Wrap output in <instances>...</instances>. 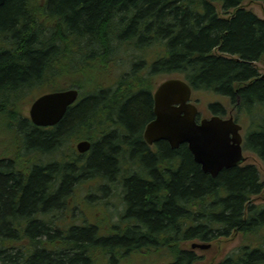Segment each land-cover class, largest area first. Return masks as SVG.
<instances>
[{
	"label": "trees",
	"instance_id": "trees-1",
	"mask_svg": "<svg viewBox=\"0 0 264 264\" xmlns=\"http://www.w3.org/2000/svg\"><path fill=\"white\" fill-rule=\"evenodd\" d=\"M255 1L264 0H6L0 6V129L26 142L24 152L0 148V264H116L124 253L158 250L161 240L180 251L183 264L191 253L179 247L182 240L264 227V205L254 203L264 189L256 165L212 176L187 144L172 148L161 140L152 151L142 137L154 117L156 76L177 72L195 90L217 95L209 104L213 113L226 115L227 101L237 120L247 118L246 147L264 161V18L247 7ZM76 42L81 53L84 42L92 64L81 70L61 66L58 56H69ZM69 75L66 85L79 88L80 100L55 126L37 127L24 114L28 96ZM111 102L112 109L121 107L118 118ZM72 137L93 142L88 155L69 144ZM130 171L153 180L125 178ZM84 177L101 178L97 189L105 194L107 182L121 177L123 193L112 187L125 206L114 223L135 218L140 226L103 235L95 226L69 223L64 212L71 213L72 201L86 204L93 194L77 190ZM261 257L254 249L223 264H257Z\"/></svg>",
	"mask_w": 264,
	"mask_h": 264
},
{
	"label": "water",
	"instance_id": "water-1",
	"mask_svg": "<svg viewBox=\"0 0 264 264\" xmlns=\"http://www.w3.org/2000/svg\"><path fill=\"white\" fill-rule=\"evenodd\" d=\"M6 0H0V6ZM192 86L182 78L161 82L154 95L155 117L145 130L149 143L165 139L172 148L187 143L196 162L205 172L217 176L226 167L242 163V125L234 116L213 115L197 121L198 108L189 102ZM79 96L78 88L52 91L38 96L30 106V117L38 126L55 125L62 120L69 106ZM92 142L82 139L77 143L80 152L88 151ZM195 247L208 248V243H193Z\"/></svg>",
	"mask_w": 264,
	"mask_h": 264
},
{
	"label": "rangeland",
	"instance_id": "rangeland-1",
	"mask_svg": "<svg viewBox=\"0 0 264 264\" xmlns=\"http://www.w3.org/2000/svg\"><path fill=\"white\" fill-rule=\"evenodd\" d=\"M247 7H249L251 10L256 12L259 16L264 17V1L248 2ZM62 31L68 34L66 27H63ZM62 46H63V47H61L62 49H66L65 43H63ZM82 46H83V48H82ZM82 46H81V48L83 49L82 53L78 51V42H76L75 45L72 46V49H71L72 52L68 53L69 56L67 55V57H62L59 54L58 56H59V60L61 61V66L69 69V67L71 65L70 68L73 67L75 69L81 70L85 64H87V63L91 64V61L87 60L83 56L85 53V49H86L84 42H83ZM129 64H128V66H129ZM260 65H263V64L260 62ZM124 68L129 69L130 66L129 67L125 66ZM122 69H123L122 66L121 67L118 66V73H121ZM89 77L92 80L98 78L97 74L93 73V72L89 73ZM171 77H183V76L177 72L161 73V74H158L156 76L155 81L158 84V83L164 81L165 79H168ZM69 80H70V75L68 76V79L65 77H63L62 79H59L58 80L59 82L54 83V85H57L55 87H53V84H50V83L37 87L28 96L27 100L25 101L26 106L24 107V114L26 116H29L30 104L37 94L42 93L46 90H52L53 88L59 89L63 85H65L64 87H67L66 84L69 82ZM216 99H217V95L214 94L213 92H210V91H194L193 92L192 100L194 102H196V104L198 105L199 113H200L201 117H210L213 114L212 110L209 109V103L213 100H216ZM113 105H114L113 102L108 104V106L110 108ZM225 105H226L227 110H228L227 115H229V112L233 109L234 106L227 101L225 102ZM113 109H115L113 114L115 115L116 118H118L117 112L121 111V107L120 108L115 107ZM234 114L236 115V111H234ZM238 121L240 123H242L244 126L243 131H242L243 134L244 135H245V133L247 134V128H248L247 127V118L244 115H241V116H239ZM0 127L2 128L3 125H0ZM79 139H81V138L72 137V139L69 141V144H73L75 146L76 142ZM15 145L20 146V149L24 152V150L26 149L25 137L24 136H22V137L17 136V139H15L14 132H11V131L8 132L7 130H1L0 129V148L2 150H6L7 148L14 149ZM85 154L88 155L89 152L85 153ZM245 154L248 155L249 158H253L258 162L260 161V159L256 156V154L249 149L245 150ZM84 157H86V156H84ZM180 162H181V159L178 158L177 159V165H176L175 169H178ZM80 181L82 182V184L78 187L77 190L80 191L81 194H86V195L89 193H93V195L94 194L96 195L94 198L99 199V200H93L90 198H86V201H87L86 204H79L78 202H75L73 200L72 204L69 205L72 216L69 217V215L66 212H64V217L66 218V220L68 218H74V217H78L79 219L87 217L85 215V212L83 211L84 209L86 210V214L88 215V217L90 219L100 218V212H99L100 206H102V207L104 206L108 210L110 216L113 217L112 222H114L116 219H118V217H117L118 214L124 210V206H125L124 197L119 195L120 193L117 190L113 191L112 193L109 192L108 195L105 194V190L97 189V185H96L97 183L95 181H91L88 177L81 178ZM101 183H103V182H101ZM101 183H100V186L103 185ZM112 184L119 186L120 192L123 193V187H125L124 182L118 183V182L114 181ZM112 184H111V186H112ZM254 203L264 205V190L254 197ZM233 232L234 231H232L231 233L226 235L227 237H222V236L218 235L216 238L213 237L211 239H208L207 241L213 242V246L209 249H196L197 254L200 255L199 256L200 259H198L197 260L198 262H196V263L197 264H215V263H218L219 261H221V259L226 258L229 254L241 250L243 244L247 243L250 240V238L246 237L244 232H239V233H233ZM259 234H264V229L262 231L259 230L257 236H256V234H252L251 238H253L254 240H258V237L260 238ZM197 239H199V238L182 240L181 242H184L183 243L184 245H182V246H184L185 248L186 247L189 248L191 242L195 241ZM249 243H250V241H249ZM251 243H253V242L251 241ZM262 243H263V241H262ZM259 245H261V243ZM141 253H142V255H141ZM151 253H153L154 256L157 255L156 250L152 249L151 251H148L146 248H144L142 250H139V252L136 253L137 255L135 253H128L126 255L124 253L120 257L125 259V257L128 256L130 258V261L126 262L125 264H145V262H147L146 255L151 254ZM102 262H103L102 260L99 261V264H102ZM116 264H121L119 262V259L116 260Z\"/></svg>",
	"mask_w": 264,
	"mask_h": 264
},
{
	"label": "flooded vegetation",
	"instance_id": "flooded-vegetation-1",
	"mask_svg": "<svg viewBox=\"0 0 264 264\" xmlns=\"http://www.w3.org/2000/svg\"><path fill=\"white\" fill-rule=\"evenodd\" d=\"M144 134H142V137H143ZM143 141L149 145L144 137H143ZM161 141V140H160ZM160 141H157L156 143H154L153 145H149V147L152 149V151H157L158 150V147L160 146ZM131 155V153H130ZM250 160V161H249ZM247 162L244 163V165H256L259 169V175H260V178L264 177V161L263 160H260L259 162L256 161L255 159L253 158H250ZM125 175V178L126 177H131V176H138L142 179H145V180H153V176L149 173H146L145 176H139L137 174H133L129 172H125L124 173ZM92 181H95L96 183H98L100 185V182L101 181V178H96L95 180H92ZM115 182H122V178L119 177V178H115L114 180ZM109 183V189L107 191V195L110 193H112L113 191H115V189L111 186V184L113 183V181H109L107 182ZM97 185V184H96ZM95 185V186H96ZM163 191V190H162ZM160 194L162 193L161 191L159 192ZM96 195L92 194V196L90 197V199H93V200H99V199H96L94 198ZM87 196H85V200H86ZM85 212V215L87 217L85 218H81V219H69V223L71 224H78V225H89V226H95L97 227L98 229V232H101V234L103 235H117L119 233H121V229H125L126 227H134V226H140V224L138 223V221L135 219V218H131V219H128V222L123 224V225H118L113 221V217L110 216L108 210L103 206H100L99 208V212H100V218H93V219H90L88 217V215L86 214V211L84 210ZM72 214V213H70ZM84 214V213H83ZM70 216V215H69ZM111 218V220L109 218ZM240 232V231H239ZM251 233V232H250ZM250 233H248V235H250ZM124 234L120 235V236H123ZM226 235H228V233H224V234H220V236L222 237H227ZM216 238V237H215ZM251 240V239H250ZM184 242H180L179 243V247H182L184 248L185 251H189V253H191V257L189 255H186V257H188V261H185L183 264H197L196 262H198L197 260L200 259V255L197 254V250L196 249H192L191 247L189 248H185L183 244ZM261 243V245H259ZM264 243V241H263ZM262 243V241H259V240H255L253 243H244L241 250L237 251V252H233L231 254H229L226 258L224 259H221V261H219L218 263H215V264H223L226 259H228L229 257H234V258H239L240 256H243V255H247L249 254L251 251H253L254 249H259L260 250V253L262 254V257L261 258H258L256 260H254L253 263H257V264H264V252L262 251V249L260 248L261 246L264 247V244ZM159 247H157L158 250H156V256H154L153 253L151 254H147L146 255V258H147V262H145V264H181L180 262L178 263V257L179 254H180V251H177V255H176V251H171L173 249V246H172V243H167L166 241L164 240H161L159 242ZM213 246V245H212ZM211 246V247H212ZM169 247H171V250L169 249ZM246 249H251V250H246ZM131 253H138L136 251L134 252H131ZM137 255V254H136ZM142 255V253H141ZM137 257V256H136ZM135 257V258H136ZM130 261V258L128 256L125 257V259H119V262L121 264H125L126 262H129Z\"/></svg>",
	"mask_w": 264,
	"mask_h": 264
},
{
	"label": "bare ground",
	"instance_id": "bare-ground-1",
	"mask_svg": "<svg viewBox=\"0 0 264 264\" xmlns=\"http://www.w3.org/2000/svg\"><path fill=\"white\" fill-rule=\"evenodd\" d=\"M117 249V248H116Z\"/></svg>",
	"mask_w": 264,
	"mask_h": 264
}]
</instances>
